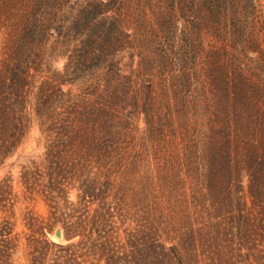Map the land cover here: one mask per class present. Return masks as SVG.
Segmentation results:
<instances>
[{"label": "rangeland", "instance_id": "rangeland-1", "mask_svg": "<svg viewBox=\"0 0 264 264\" xmlns=\"http://www.w3.org/2000/svg\"><path fill=\"white\" fill-rule=\"evenodd\" d=\"M74 1L61 6L41 52V68L33 73L23 109L25 132L16 150L0 159V264H109V256L111 264H166L171 258L177 264L178 255L185 258L183 264H264L259 229L251 233L253 245L247 249L224 245L212 227L221 221V203L182 204L186 212L170 214L175 200L167 191L168 185H179L174 196L190 202L200 151L212 128H226L221 121L226 119L231 128L230 164L234 167L239 158L242 169L239 179L231 181V199L236 205L248 202V186L256 175L258 196L264 201V0H226L217 15L214 0H129V36L117 56L128 64L133 100L117 116L120 136L109 154L95 150L96 139L77 130L64 138L60 129L47 134L48 117L40 119L35 113L41 83L64 66L61 53L69 40L57 33ZM214 20L240 29L235 53L244 78L240 98L233 97L239 91L233 85L227 92L222 87L214 92L204 82V57L215 47L205 27ZM8 39L0 24V62ZM61 91L69 94L67 101L56 93L57 117L51 118L72 124L75 117L66 112L89 99L88 88L62 85ZM61 143L69 147L61 148ZM53 173L61 175L54 182L66 188L65 201L40 192ZM87 187L100 192L101 201L87 214L98 206L107 212L100 238L92 236L99 238L95 252L82 240L86 234L68 241L62 226L85 214L75 205ZM159 203L163 208L157 211ZM153 218L172 226L151 228ZM57 229L61 238L55 236ZM57 245L72 246L61 251Z\"/></svg>", "mask_w": 264, "mask_h": 264}, {"label": "trees", "instance_id": "trees-1", "mask_svg": "<svg viewBox=\"0 0 264 264\" xmlns=\"http://www.w3.org/2000/svg\"><path fill=\"white\" fill-rule=\"evenodd\" d=\"M72 0H0V24L5 27L9 38L0 62V159H5L17 148L19 137L23 136L26 129V121L23 109L26 105L27 92L32 85L33 73L41 68L42 50L47 43V37L52 26L57 22L61 6ZM217 6L216 15L220 8L226 5V0H214ZM129 0H75L68 8L63 17V28L58 36L69 40L66 51L61 53L64 66L61 72L43 81L36 95L35 113L38 118L48 117L47 134L52 130H61L60 136H68L70 130L82 133L85 137L95 138L93 142L95 150L109 154L115 150L119 136L117 129V116L129 107L131 89L129 87L130 76L126 71L128 64L124 63V56H117V52L124 50L127 31L130 28L131 8ZM209 30V36L215 41V47L205 55L203 62L204 82L218 92L222 87L224 92L230 90L231 86L237 88L233 97L240 98L244 78L239 58L235 53L239 51L240 29L234 25H221L214 20L212 25L205 27ZM172 52V51H171ZM166 51V55H168ZM264 65V59L261 61ZM255 67L252 75L255 77ZM70 78V79H69ZM62 85L83 86L88 88V100L78 101L77 105L70 106L67 115L73 114L75 121L68 124L57 117L54 113L56 106V93L60 91L62 100L68 97V93L61 91ZM223 118V117H220ZM58 120V121H56ZM226 128L220 126L217 130L211 129L204 146L200 151V162L197 171V183L189 186L191 191L190 202L177 199L179 185H168L167 191L175 200L174 207L168 209L170 214L180 210L186 212L182 204H194V207L211 203L222 205L218 208L221 221L212 226L220 241L233 244L240 249H247L253 245L250 239L251 233L259 229L264 236V201L258 196V179H253L248 186V202L236 205L231 199L230 184L233 179L238 180L241 162L234 159V167L231 166L229 122L226 119ZM44 124V123H43ZM46 124V123H45ZM61 124V125H60ZM260 126L263 123L259 124ZM60 126V127H59ZM54 143H51V147ZM59 147L64 149L68 144ZM238 152V151H237ZM235 153L238 156V153ZM254 150L255 162L258 154ZM255 168V167H254ZM257 170V168H255ZM258 171V170H257ZM50 181L41 189V194L47 198L64 199L66 191L60 182L54 180L61 176L53 173ZM182 188L186 185L180 184ZM161 189L164 186L159 187ZM100 192L87 187L80 192L79 203L75 209L81 207L82 214L69 221V225L62 224L64 237L71 240L76 236H84L88 249L94 252L100 238L101 225L106 221L107 212L102 206H98L93 214L87 213L91 208H96L100 199ZM56 206V204H55ZM162 203L158 204L156 210H162ZM59 211L58 207H54ZM73 212L76 213V210ZM178 209V210H177ZM214 209V208H213ZM215 212V211H214ZM68 218L73 219V215ZM156 218L150 223L151 228L156 225L166 227L172 226L170 221L157 223ZM64 223V222H63ZM95 234L97 237L93 239ZM72 245L58 246L61 251L68 250ZM95 256L96 253H93ZM249 258L250 255L248 254ZM177 264H183L185 258L178 255L175 258ZM109 264L113 257H108ZM166 264H175L172 258Z\"/></svg>", "mask_w": 264, "mask_h": 264}, {"label": "water", "instance_id": "water-1", "mask_svg": "<svg viewBox=\"0 0 264 264\" xmlns=\"http://www.w3.org/2000/svg\"><path fill=\"white\" fill-rule=\"evenodd\" d=\"M55 236L57 237V238H61L63 235H62V232H61V230L60 229H57L56 231H55Z\"/></svg>", "mask_w": 264, "mask_h": 264}]
</instances>
